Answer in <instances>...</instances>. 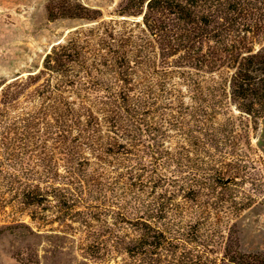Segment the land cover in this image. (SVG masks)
Listing matches in <instances>:
<instances>
[{"label":"trees","instance_id":"16d2710c","mask_svg":"<svg viewBox=\"0 0 264 264\" xmlns=\"http://www.w3.org/2000/svg\"><path fill=\"white\" fill-rule=\"evenodd\" d=\"M45 8L84 23L35 73L0 82V207L66 224L125 264H201L186 251L197 230L183 221L207 219L230 181L190 171L191 126L226 104L264 115V0H125L108 19L77 0Z\"/></svg>","mask_w":264,"mask_h":264},{"label":"rangeland","instance_id":"374dc122","mask_svg":"<svg viewBox=\"0 0 264 264\" xmlns=\"http://www.w3.org/2000/svg\"><path fill=\"white\" fill-rule=\"evenodd\" d=\"M48 1L0 0V82L35 73L52 46L84 23L78 19H49L45 8ZM77 1L100 10L108 19L125 0ZM205 107L211 114L210 106ZM216 112L205 125L195 122L191 126L194 139L190 148L186 141L188 128L184 125L178 134V146L190 149L192 173L221 174L230 181L221 202L220 193L210 198L213 207L209 206L207 219L197 221L195 214L191 222L183 221L186 230L189 224L198 236L189 242L186 251L197 256L201 264H220L224 253L236 258L234 264H241L239 256L243 255L258 256V262L264 264V115L255 118L229 104ZM200 129H205L208 136L201 135ZM182 155L179 171L185 177L189 170L184 150ZM59 180L54 184L66 182L64 178ZM44 185L50 182L44 181ZM199 200L208 199L203 195ZM182 238L188 240L185 235ZM89 240L79 231L66 230V224L34 223L25 212L0 207V264L129 262L121 253H96L93 247L88 248Z\"/></svg>","mask_w":264,"mask_h":264}]
</instances>
